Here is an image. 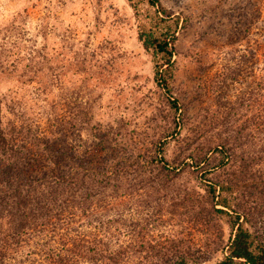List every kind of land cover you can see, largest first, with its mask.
I'll use <instances>...</instances> for the list:
<instances>
[{"label": "rangeland", "instance_id": "rangeland-1", "mask_svg": "<svg viewBox=\"0 0 264 264\" xmlns=\"http://www.w3.org/2000/svg\"><path fill=\"white\" fill-rule=\"evenodd\" d=\"M159 1L165 23L147 0L138 18L127 0H0L5 123L54 119L87 162L142 167L108 172L25 264H214L232 230L207 184H232V210L264 242V0ZM141 24L176 32L169 92Z\"/></svg>", "mask_w": 264, "mask_h": 264}, {"label": "trees", "instance_id": "trees-1", "mask_svg": "<svg viewBox=\"0 0 264 264\" xmlns=\"http://www.w3.org/2000/svg\"><path fill=\"white\" fill-rule=\"evenodd\" d=\"M127 1L138 18L141 0ZM147 3L167 17L159 18L161 22L172 19L159 0ZM138 28V40L155 61L154 81L169 92L174 75L176 32L171 26L164 32L144 24ZM170 104L176 110L179 108L175 98L171 97ZM76 152V148L60 145L54 119L47 120L44 127L6 124L0 98V264H25L24 259L37 255L29 249L31 243L60 237V231L79 218L75 205L84 212L93 189L97 185L108 186L112 178L108 172L115 175L122 168L142 170L125 159L107 167L87 162ZM232 191V184H207L208 194L221 206L216 212L226 217L232 230L225 256L214 264H264V242L244 227L241 214L232 210ZM175 264L188 263L181 259Z\"/></svg>", "mask_w": 264, "mask_h": 264}]
</instances>
